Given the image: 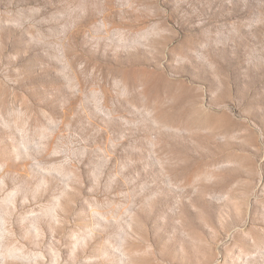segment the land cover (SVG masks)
Listing matches in <instances>:
<instances>
[{"label": "rangeland", "instance_id": "1", "mask_svg": "<svg viewBox=\"0 0 264 264\" xmlns=\"http://www.w3.org/2000/svg\"><path fill=\"white\" fill-rule=\"evenodd\" d=\"M0 264H264V0H0Z\"/></svg>", "mask_w": 264, "mask_h": 264}]
</instances>
